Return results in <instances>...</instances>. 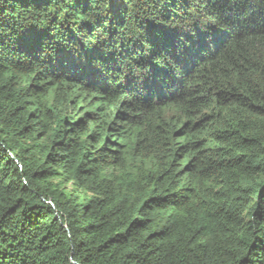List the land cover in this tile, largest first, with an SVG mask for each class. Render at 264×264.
Masks as SVG:
<instances>
[{"label": "trees", "instance_id": "trees-1", "mask_svg": "<svg viewBox=\"0 0 264 264\" xmlns=\"http://www.w3.org/2000/svg\"><path fill=\"white\" fill-rule=\"evenodd\" d=\"M262 116L264 0H0V264H264Z\"/></svg>", "mask_w": 264, "mask_h": 264}, {"label": "bare ground", "instance_id": "bare-ground-1", "mask_svg": "<svg viewBox=\"0 0 264 264\" xmlns=\"http://www.w3.org/2000/svg\"><path fill=\"white\" fill-rule=\"evenodd\" d=\"M94 2V1H93ZM174 3V2H173ZM203 5V4H202ZM83 11V10H82ZM104 11V10H103ZM96 13V12H95ZM111 14V13H110ZM166 15V14H165ZM80 16V15H79ZM187 16V15H186ZM215 19V18H214ZM76 20V19H75ZM74 20V21H75ZM80 20V19H79ZM82 21V20H81ZM130 21V20H129ZM211 22V21H210ZM81 24V23H80ZM102 24V23H101ZM164 24V23H163ZM167 24V23H166ZM226 24V23H225ZM106 25V24H105ZM121 30V29H120ZM227 33V32H226ZM255 37V36H254ZM257 37V36H256ZM66 38V37H65ZM239 38V37H238ZM117 40V39H116ZM145 41V40H144ZM71 42V41H70ZM99 48V47H98ZM229 50V49H228ZM118 51V50H117ZM180 51V50H179ZM116 55V54H115ZM248 55V54H247ZM250 55V54H249ZM241 59V58H240ZM115 61V60H114ZM126 61V60H125ZM120 90V89H119ZM120 95V94H119ZM261 112V111H260ZM212 113V112H211ZM255 115H256V113H255ZM255 115H254V117H255ZM263 117V116H262ZM264 118V117H263ZM254 120H255V118H254ZM208 122V121H207ZM212 125V124H211ZM204 127V126H203ZM206 130V129H205ZM252 135V134H251ZM262 135V134H261ZM208 136V135H207ZM206 136V137H207ZM257 136V135H256ZM263 136V135H262ZM177 139H178V137H177ZM177 141V140H176ZM263 144H264V142H263ZM255 153V152H254ZM256 154V153H255ZM257 169V168H256ZM234 171V170H233ZM216 179V178H215ZM211 182V181H210ZM218 186V185H217ZM221 188V187H220ZM241 188V187H240ZM213 189V188H212ZM224 190V189H223ZM231 190V189H230ZM238 190V189H237ZM236 190V191H237ZM221 193V192H220ZM243 194V193H242ZM234 197V196H233ZM245 197V196H244ZM242 202V201H241ZM239 203V202H238ZM238 205V204H237ZM236 205V206H237ZM235 206V205H234ZM250 207V206H249ZM253 207V206H252ZM242 209H243V207H242ZM240 211V210H239ZM236 219V218H235Z\"/></svg>", "mask_w": 264, "mask_h": 264}, {"label": "water", "instance_id": "water-1", "mask_svg": "<svg viewBox=\"0 0 264 264\" xmlns=\"http://www.w3.org/2000/svg\"><path fill=\"white\" fill-rule=\"evenodd\" d=\"M57 218V217H56ZM72 264H75V263H73V262H71Z\"/></svg>", "mask_w": 264, "mask_h": 264}]
</instances>
